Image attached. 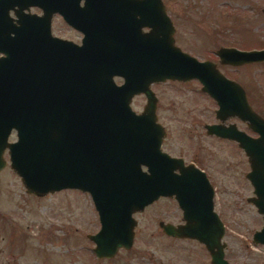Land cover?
Wrapping results in <instances>:
<instances>
[{
	"label": "water",
	"instance_id": "1",
	"mask_svg": "<svg viewBox=\"0 0 264 264\" xmlns=\"http://www.w3.org/2000/svg\"><path fill=\"white\" fill-rule=\"evenodd\" d=\"M80 1L0 0V52L5 55L0 57V171L7 150L9 166L27 193H88L100 224L88 235L96 258L129 249L137 223L133 214L159 196L174 195L184 223L160 222L162 231L197 240L210 264H229L212 188L191 164L162 151L164 131L150 88L166 80L196 79L216 103V119L237 117L257 134L251 137L235 124L205 125L208 135L235 141L248 158L246 178L253 192L248 201L263 219L252 241L264 245V118L251 108L243 87L217 67L263 62L264 48L223 46L216 50L218 63L199 60L174 44L161 0H83V8L74 12L77 21L70 22L83 32L82 45L74 49V66L59 73V39L50 33V18L59 7H80ZM27 7H42L44 14L23 12ZM61 13L68 18L67 9ZM71 77L73 86H67ZM135 95L146 100L140 113L130 105ZM12 131L16 139L9 141ZM192 172L203 175L206 200L188 198Z\"/></svg>",
	"mask_w": 264,
	"mask_h": 264
},
{
	"label": "rangeland",
	"instance_id": "2",
	"mask_svg": "<svg viewBox=\"0 0 264 264\" xmlns=\"http://www.w3.org/2000/svg\"><path fill=\"white\" fill-rule=\"evenodd\" d=\"M176 27V44L199 60L218 63L219 47L241 50L264 48V0H169ZM55 18L54 35L77 38ZM227 77L246 91L255 112L264 118V61L233 67L217 64ZM117 84L121 78L114 77ZM157 98L156 120L164 127L162 149L208 169L217 186V208L225 224L222 242L229 264H262L264 245L252 234L263 224L262 216L247 199L253 196L245 177L246 155L232 141L209 136L205 125L215 122L216 103L201 91L196 80L153 83ZM146 100L135 95L131 108L140 113ZM235 118V117H234ZM234 118L226 122L238 125ZM241 128L243 126L239 125ZM16 139L12 131L9 141ZM0 171V264H210L204 245L174 240L161 233L157 218L179 217L174 204H150L135 212L133 243L111 258H96L88 235L99 229L90 195L63 189L43 196L27 193L9 166ZM174 210V212H173ZM177 215V216H176Z\"/></svg>",
	"mask_w": 264,
	"mask_h": 264
},
{
	"label": "flooded vegetation",
	"instance_id": "3",
	"mask_svg": "<svg viewBox=\"0 0 264 264\" xmlns=\"http://www.w3.org/2000/svg\"><path fill=\"white\" fill-rule=\"evenodd\" d=\"M161 1L163 3L165 13L169 17V19L171 21V24L173 26L172 37H173L174 44L177 46V44H176V27H175V24H174V21H175L174 17L175 16L173 15V13H177L178 12V8L177 7H174V8L169 7L168 6V5H170V4H168L169 0H161ZM78 5L80 7H59V10H56L55 12H53L52 15H51V18H50V33H51L52 36L57 37L59 39V44H58V47H57V50H58L57 56H58V59H59V60H57V68H58L57 70H58L59 73L60 72L61 73L64 72L65 66L67 67V72L69 70L68 67L70 65L74 66V61H75V60H73L74 49L76 48V46L78 47V46L82 45L83 32L79 28L75 27L74 25H72L70 23V22L77 21L76 20L77 18L74 17V12H78L81 8H83V7H81V6H83V0H81L78 3ZM45 9L48 10L47 8H45ZM66 9L69 11V13L67 14L68 18H65L64 15L61 13V11L65 12ZM23 12L28 13V14H35V15L41 16V15L44 14V9L42 7H27L26 9H24ZM8 14L11 17L12 22L17 24V22H16L17 18H16V15L14 14V10L13 9H9ZM55 18H59L62 21V24L65 27H67V29H69L70 32L75 33L77 35V38H73V37H70V36H67V35H65V36L54 35L52 33V24H53ZM78 19H79V17H78ZM148 31H149V28H141V33L148 32ZM70 32H69V34H70ZM182 51H184V50H182ZM184 52H186V51H184ZM214 54L216 55V50H215ZM3 56H5L4 53L0 52V57H3ZM203 60H210V59H203ZM65 61H67V63H65ZM210 61H212V60H210ZM217 61H218V59H217ZM228 66H230V65H228ZM233 67L236 68V67H239V66H233ZM72 69H75V67H72ZM73 78L74 77H71L70 79L66 80L67 81L66 82L67 86H73V83H74ZM193 80H196V79H193ZM196 81H198V80H196ZM121 82H122V79H121ZM245 94H246V91H245ZM246 97H247V94H246ZM247 100H248V98H247ZM248 103H249V101H248ZM249 105L253 109V106L250 103H249ZM214 114H215V111H214ZM234 119L238 122V125L236 123H233V122L230 123V122H226V121H220L218 119H216L215 122H211L209 124H214V123L218 124V123H220V124H222L224 126H228L229 124H235L237 129L244 131L247 135H249L251 137H257V134L254 133L253 131H251L248 128V126H247V124L245 122H242L237 117H235ZM156 121L158 122V120H156ZM158 123L162 126V124L160 122H158ZM239 125L243 126V128H241ZM163 131H165L164 127H163ZM209 136L217 137L215 135H209ZM217 138H220V137H217ZM220 139H224V138H220ZM225 140H228V139H225ZM228 141H232V140H228ZM232 142L236 145V147L239 150H241L243 152V150L241 148H239L238 144L235 141H232ZM162 144H163V139H162ZM161 149H162V145H161ZM162 151H164V150L162 149ZM164 152H166V151H164ZM166 153L169 154L168 152H166ZM169 155L173 156L171 154H169ZM173 157L181 158L183 160V164L185 166L191 164L195 169H197L198 171H200L201 173L204 174L205 179L208 181V184L212 188L213 210H214L215 214L217 215V217L219 218V220H221L223 222L221 211L217 208V195H218V192H217V186L214 183L213 174L208 169H205L201 165L196 164V162H194V161H186L181 156H173ZM246 159L248 161L247 157H246ZM175 172L179 173V170L177 169V170H175ZM201 173H199V172L193 173L192 172V175L188 174V176H187L188 179L190 180V183L192 184L191 188H193V189H190L188 191V193H187V196H188V198L190 200H201V199L206 200V198H207V191L204 188V184H205V182L203 181L204 177H203V175ZM245 177H246V174H245ZM165 203L166 204H170V205L174 204L173 206L175 207V212H177V214H179V217L178 218L177 217H174V218H172V217H166V218L160 217V218H157V224H158V226H159V228L161 230V233L164 236H166L167 238H170V239L192 241V242H195V243H197L199 245H202L197 240L188 239V238H176V237H173V236H168L162 231V229H161V227L159 225L160 222L172 223L174 225H178V224L184 223L182 210L179 207V205L177 203V200H176L174 195L173 196H159L156 200H154V202L152 204L157 206V211H158V214H159V215H157V217L161 216L160 213H159L160 210H161L160 206L165 204ZM173 212H174V210H173ZM223 224H224V222H223ZM224 226H225V224H224Z\"/></svg>",
	"mask_w": 264,
	"mask_h": 264
}]
</instances>
